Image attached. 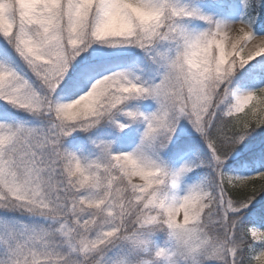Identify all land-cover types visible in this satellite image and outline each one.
I'll list each match as a JSON object with an SVG mask.
<instances>
[{
  "label": "snow or ice",
  "instance_id": "obj_1",
  "mask_svg": "<svg viewBox=\"0 0 264 264\" xmlns=\"http://www.w3.org/2000/svg\"><path fill=\"white\" fill-rule=\"evenodd\" d=\"M0 264H264V0H0Z\"/></svg>",
  "mask_w": 264,
  "mask_h": 264
}]
</instances>
